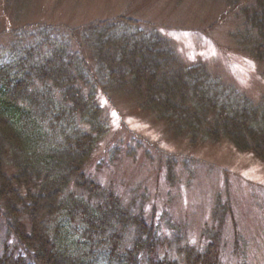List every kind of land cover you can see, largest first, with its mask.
<instances>
[{
	"label": "trees",
	"instance_id": "16d2710c",
	"mask_svg": "<svg viewBox=\"0 0 264 264\" xmlns=\"http://www.w3.org/2000/svg\"><path fill=\"white\" fill-rule=\"evenodd\" d=\"M223 1L204 32L232 17L228 37L264 70V0ZM26 2L1 0L12 25L0 21V44L29 27ZM41 28L44 41L0 61V264H178L159 257V228L137 198L124 203L93 176L109 132L98 96L127 101L191 145L224 140L264 163V95L227 92L205 64L181 62L159 28L126 14ZM207 236L185 264H218L220 240Z\"/></svg>",
	"mask_w": 264,
	"mask_h": 264
},
{
	"label": "rangeland",
	"instance_id": "374dc122",
	"mask_svg": "<svg viewBox=\"0 0 264 264\" xmlns=\"http://www.w3.org/2000/svg\"><path fill=\"white\" fill-rule=\"evenodd\" d=\"M26 8L29 27L1 39L3 63L15 53V45L34 47L44 41L42 25L73 29L126 14L159 28L181 62L205 64L227 92L254 100L264 95L263 68L245 59L227 35L233 18L204 32L224 13L223 0H27ZM0 21L12 25L1 0ZM55 34L67 35L63 29ZM39 46L35 49L45 47ZM98 101L109 132L91 171L124 203L136 197L138 210L142 204L145 216L159 228V257L185 264V251L200 255L211 234L220 240L218 264H264L263 162L224 140L191 145L173 137L162 122L125 100L98 96ZM4 239L0 227V254Z\"/></svg>",
	"mask_w": 264,
	"mask_h": 264
}]
</instances>
